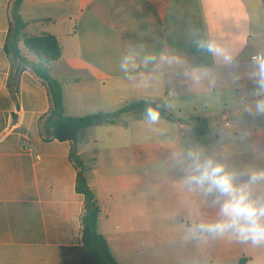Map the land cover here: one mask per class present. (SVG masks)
<instances>
[{
  "label": "crops",
  "instance_id": "crops-1",
  "mask_svg": "<svg viewBox=\"0 0 264 264\" xmlns=\"http://www.w3.org/2000/svg\"><path fill=\"white\" fill-rule=\"evenodd\" d=\"M12 1L0 0V264H62L73 256L66 248L82 244L85 197L76 191L79 167L72 143L42 133L52 108L46 83L24 68L17 89L10 88L18 67L5 48ZM20 14L22 33H50L62 45L51 73L63 85L67 116L108 112L119 103L150 97L137 92L152 84L173 95H205L203 120L174 116L166 119L176 122L171 128L153 125V136L135 135L120 122L121 143L105 140L101 149L108 160L101 163L99 150L85 148L90 141L99 146V139L89 128L80 132L77 155L89 169L86 177L101 208L98 231L118 264H264V246L207 233L190 237L189 228L217 219L218 208L186 186L189 169L179 164L181 154L187 156L185 134L195 133L192 142H201L202 157L215 148L229 168L264 167V115L250 113L257 99L250 57L264 54V0H24ZM209 35L239 48L237 82L228 78L227 66L195 47ZM19 48L36 60L22 41ZM150 54L158 59L145 68L141 61ZM125 55L135 58L132 78L120 69ZM216 79L231 85L203 88ZM178 84L188 88L178 91ZM192 102L191 111L197 112ZM217 103L224 118L232 119L222 129L209 118ZM220 130L231 138L222 140ZM239 130L250 135L241 140Z\"/></svg>",
  "mask_w": 264,
  "mask_h": 264
},
{
  "label": "clouds",
  "instance_id": "clouds-1",
  "mask_svg": "<svg viewBox=\"0 0 264 264\" xmlns=\"http://www.w3.org/2000/svg\"><path fill=\"white\" fill-rule=\"evenodd\" d=\"M194 43L197 50L211 54L214 63L227 66L228 78L233 83L240 79L239 74L235 72L240 50L233 48L231 41L209 35ZM157 59L155 55L150 54L145 56L141 63L147 68ZM250 61L254 70L252 78L257 88L254 93L257 99L250 113L264 115V54L255 53L250 57ZM159 62H165L164 58L161 57ZM130 67H136L135 58L123 56L120 69L132 78ZM192 81L195 83L196 78L192 77ZM144 119L149 125L158 124L161 120L159 106H146ZM220 135L222 140L231 138V135L223 130H220ZM249 135V132L239 130L237 138L243 140ZM181 157L179 164L189 169L184 177L186 186L198 189L218 208L217 219L196 223L189 228L190 237L195 239L207 233L213 238L228 236L241 244L264 246V194L255 191L258 188L264 189V167L246 169L235 165L229 168L215 148L209 149L208 155L203 157L199 152H190L186 157L181 154Z\"/></svg>",
  "mask_w": 264,
  "mask_h": 264
},
{
  "label": "trees",
  "instance_id": "trees-1",
  "mask_svg": "<svg viewBox=\"0 0 264 264\" xmlns=\"http://www.w3.org/2000/svg\"><path fill=\"white\" fill-rule=\"evenodd\" d=\"M24 0H13L10 8L12 29L10 30L6 52L12 63H17L16 72H11L10 88L17 89L20 72L24 68H30L47 85L52 108L42 123V133L46 139L58 141H70L72 143L71 156L79 167L76 181V191L85 197V214L82 217V244L79 247L66 248L73 257L64 259L62 264H118L112 257L105 236L98 231L100 205L90 188L86 172L89 170L84 161L77 155V143L80 132L91 127L108 126L119 123L120 116L133 112L139 118L144 119L146 106H159L161 117L173 119L168 108L163 104L148 100L127 101L122 108L115 112L90 113L83 116H67L65 114L64 91L62 83L54 78L51 73V64L62 57V45L58 38L50 33L41 35H27L21 31L25 28V22L21 18L20 9ZM22 41L24 47L36 60L24 57L19 48ZM12 81V82H11Z\"/></svg>",
  "mask_w": 264,
  "mask_h": 264
},
{
  "label": "rangeland",
  "instance_id": "rangeland-1",
  "mask_svg": "<svg viewBox=\"0 0 264 264\" xmlns=\"http://www.w3.org/2000/svg\"><path fill=\"white\" fill-rule=\"evenodd\" d=\"M32 54V53H31ZM33 55V54H32ZM35 56V55H34ZM221 84L223 85H231V83L229 82V80L225 79V80H209V82L205 85H203V88H209V87H213V88H218V86H220ZM181 88L185 89L188 87H182L181 84L177 85V90H182ZM176 92V91H175ZM140 96H144L146 94H149L150 97H142L143 99L140 100H148V101H152V102H156L159 104H163L164 106H166L169 110V112L171 113V115L177 116V117H181V118H187L189 120H195V118H200L201 120L204 119V116H206L208 113V111H205V109H203L202 107V102H203V98L205 97L204 94H197L198 96H179V95H173L171 94V91L167 90V88L165 86H160V85H156V84H152V86H150L149 88H145L142 90H139L137 92ZM211 96V94H210ZM196 101L197 102V112L191 111L192 110V104L195 102L192 101ZM219 102L220 106H223V102L222 101H217ZM125 102L119 103L117 105H114L112 107H109V111L108 112H115L117 110H119L120 108H122L124 106ZM169 104L171 105L170 107ZM196 104V103H195ZM219 104L217 103V108L215 111L210 112L211 117L210 120H212L214 123H216L219 127V129H222L223 127V123L224 121L228 120L229 123L232 122L231 117L228 116L224 118V114L223 111L220 110L219 111ZM177 105L182 106V112L179 110V107H177ZM120 122H126L129 124V129L131 128L133 133L135 135H139L145 137V136H153L154 134H156L155 132V128L153 127V125H149L145 119H141L139 118L135 113L133 112H129V113H125L122 114L120 116V121L119 123H117L116 126H113L111 128H106V127H99V128H89L88 129V133L90 136H93L94 138L99 139L100 141V145L99 146H95L91 141L89 142L88 145L85 146L86 149L89 150H99V154L100 157L98 159V162H104L106 160H108L107 155L103 154L105 153V151H102L101 146H104L105 144V140H107L108 138H112L114 140H116V143H121L120 139L122 137V131H124V125ZM159 123H163L165 125H168V127H173V125H176V122L173 121H168L166 120L164 117H161V120ZM139 127H142L143 132L139 131V134H137V130ZM170 128L168 129H164L161 132H168L169 130H171ZM187 131V130H186ZM142 134V135H141ZM195 135V133H186L184 138H183V145H184V149L186 154L190 153V152H199L200 154H202L203 152V148L201 146V142L196 145L193 144L192 142V137ZM74 259V256H72ZM75 260V259H74Z\"/></svg>",
  "mask_w": 264,
  "mask_h": 264
},
{
  "label": "built area",
  "instance_id": "built-area-1",
  "mask_svg": "<svg viewBox=\"0 0 264 264\" xmlns=\"http://www.w3.org/2000/svg\"><path fill=\"white\" fill-rule=\"evenodd\" d=\"M228 125V124H227Z\"/></svg>",
  "mask_w": 264,
  "mask_h": 264
}]
</instances>
